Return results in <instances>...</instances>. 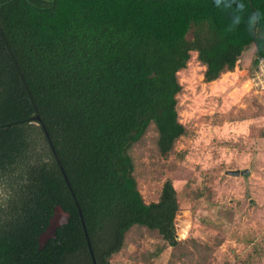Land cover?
I'll return each mask as SVG.
<instances>
[{
  "label": "trees",
  "instance_id": "16d2710c",
  "mask_svg": "<svg viewBox=\"0 0 264 264\" xmlns=\"http://www.w3.org/2000/svg\"><path fill=\"white\" fill-rule=\"evenodd\" d=\"M249 47L257 65L264 0H0V264H111L136 227L178 248L177 191L146 203L133 148L186 135L193 53L211 83ZM57 205L69 222L39 250Z\"/></svg>",
  "mask_w": 264,
  "mask_h": 264
},
{
  "label": "rangeland",
  "instance_id": "374dc122",
  "mask_svg": "<svg viewBox=\"0 0 264 264\" xmlns=\"http://www.w3.org/2000/svg\"><path fill=\"white\" fill-rule=\"evenodd\" d=\"M254 59L249 47L233 72L206 83L205 68L192 54L179 73V119L186 135L166 157L151 128L132 151L146 203L157 202L164 182L172 181L181 244L172 248L157 232L136 227L111 264H264V103L248 81ZM161 246L166 248L154 257Z\"/></svg>",
  "mask_w": 264,
  "mask_h": 264
},
{
  "label": "water",
  "instance_id": "95a60500",
  "mask_svg": "<svg viewBox=\"0 0 264 264\" xmlns=\"http://www.w3.org/2000/svg\"><path fill=\"white\" fill-rule=\"evenodd\" d=\"M228 174L232 176H237L240 174V171H229ZM64 176H65V179L68 185H70L65 174ZM70 216L71 215L68 212H66L62 208V206L60 205L55 206L53 215L51 216L49 220V225L47 229L39 236V250H43L47 242L50 239H53L56 237V231L58 228L62 227L65 224H68ZM85 234L88 238V234L86 230H85Z\"/></svg>",
  "mask_w": 264,
  "mask_h": 264
},
{
  "label": "built area",
  "instance_id": "2783aa9c",
  "mask_svg": "<svg viewBox=\"0 0 264 264\" xmlns=\"http://www.w3.org/2000/svg\"><path fill=\"white\" fill-rule=\"evenodd\" d=\"M248 81L261 102L264 103V58L259 61Z\"/></svg>",
  "mask_w": 264,
  "mask_h": 264
}]
</instances>
